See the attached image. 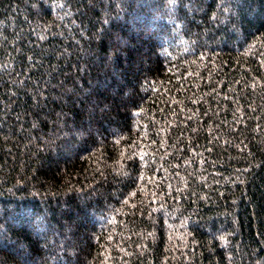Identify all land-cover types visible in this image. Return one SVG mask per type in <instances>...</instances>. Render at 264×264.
I'll use <instances>...</instances> for the list:
<instances>
[{"label":"trees","instance_id":"obj_1","mask_svg":"<svg viewBox=\"0 0 264 264\" xmlns=\"http://www.w3.org/2000/svg\"><path fill=\"white\" fill-rule=\"evenodd\" d=\"M0 264H264V0H0Z\"/></svg>","mask_w":264,"mask_h":264}]
</instances>
